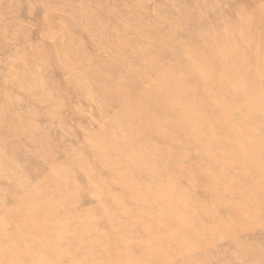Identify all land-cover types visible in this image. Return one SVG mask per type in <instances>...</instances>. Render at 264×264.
Returning <instances> with one entry per match:
<instances>
[{
	"label": "rangeland",
	"instance_id": "obj_1",
	"mask_svg": "<svg viewBox=\"0 0 264 264\" xmlns=\"http://www.w3.org/2000/svg\"><path fill=\"white\" fill-rule=\"evenodd\" d=\"M262 10L0 0V264H264Z\"/></svg>",
	"mask_w": 264,
	"mask_h": 264
},
{
	"label": "bare ground",
	"instance_id": "obj_2",
	"mask_svg": "<svg viewBox=\"0 0 264 264\" xmlns=\"http://www.w3.org/2000/svg\"><path fill=\"white\" fill-rule=\"evenodd\" d=\"M263 12H264V10H262ZM258 13H260V12H258ZM261 15H263L262 13H260ZM263 17H264V15H263ZM254 41V40H253ZM232 52V51H231ZM224 54H227L226 56H229L230 54H233V55H235L236 57H238L236 54H234V53H229V51L228 52H225ZM224 54H222V55H224ZM222 55H220V56H217V58H216V60H217V62H218V64H222V63H224V57L222 56ZM235 56H232L231 58H233V57H235ZM249 57H250V55H249ZM210 82H212V81H210ZM169 125V124H168Z\"/></svg>",
	"mask_w": 264,
	"mask_h": 264
}]
</instances>
